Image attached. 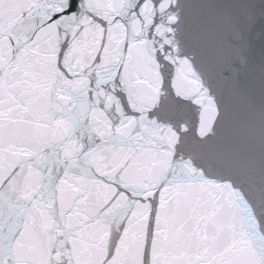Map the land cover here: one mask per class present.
<instances>
[{
    "label": "snow or ice",
    "instance_id": "snow-or-ice-1",
    "mask_svg": "<svg viewBox=\"0 0 264 264\" xmlns=\"http://www.w3.org/2000/svg\"><path fill=\"white\" fill-rule=\"evenodd\" d=\"M0 264H264V0H0Z\"/></svg>",
    "mask_w": 264,
    "mask_h": 264
}]
</instances>
